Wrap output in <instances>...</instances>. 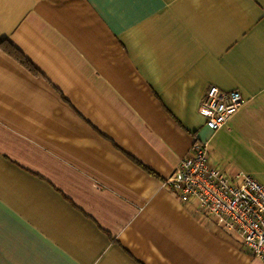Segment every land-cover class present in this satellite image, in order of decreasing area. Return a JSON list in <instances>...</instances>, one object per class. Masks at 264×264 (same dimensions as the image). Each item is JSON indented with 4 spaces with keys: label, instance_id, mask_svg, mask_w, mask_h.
Wrapping results in <instances>:
<instances>
[{
    "label": "crops",
    "instance_id": "0c3cea01",
    "mask_svg": "<svg viewBox=\"0 0 264 264\" xmlns=\"http://www.w3.org/2000/svg\"><path fill=\"white\" fill-rule=\"evenodd\" d=\"M195 141L264 186V0H0V264H264L164 185Z\"/></svg>",
    "mask_w": 264,
    "mask_h": 264
},
{
    "label": "built area",
    "instance_id": "2783aa9c",
    "mask_svg": "<svg viewBox=\"0 0 264 264\" xmlns=\"http://www.w3.org/2000/svg\"><path fill=\"white\" fill-rule=\"evenodd\" d=\"M244 101L238 89L211 85L198 113L207 129L217 131ZM208 159V143L195 141L164 185L182 202L196 200L202 213L238 240L243 253L264 262V186L243 173L227 177Z\"/></svg>",
    "mask_w": 264,
    "mask_h": 264
},
{
    "label": "snow or ice",
    "instance_id": "6c2138e0",
    "mask_svg": "<svg viewBox=\"0 0 264 264\" xmlns=\"http://www.w3.org/2000/svg\"><path fill=\"white\" fill-rule=\"evenodd\" d=\"M98 3L102 4H110V3H130L133 2V0H97ZM0 232H2V229H0ZM2 239V237H0Z\"/></svg>",
    "mask_w": 264,
    "mask_h": 264
},
{
    "label": "trees",
    "instance_id": "16d2710c",
    "mask_svg": "<svg viewBox=\"0 0 264 264\" xmlns=\"http://www.w3.org/2000/svg\"><path fill=\"white\" fill-rule=\"evenodd\" d=\"M3 49L6 50L7 48H6L5 46H3ZM6 51H7L8 53H10V54L12 53V52L9 51V50H6ZM13 52H15V51H13ZM14 55H15V58H16V59H18L20 62L24 63V61L20 58V56L17 55V52H15Z\"/></svg>",
    "mask_w": 264,
    "mask_h": 264
}]
</instances>
